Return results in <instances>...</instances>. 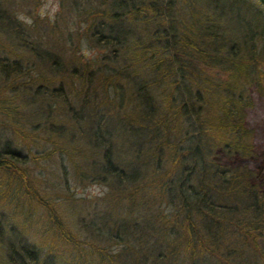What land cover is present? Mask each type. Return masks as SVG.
<instances>
[{
    "label": "trees",
    "instance_id": "obj_1",
    "mask_svg": "<svg viewBox=\"0 0 264 264\" xmlns=\"http://www.w3.org/2000/svg\"><path fill=\"white\" fill-rule=\"evenodd\" d=\"M241 1L247 18L208 32L174 0H53V19L0 0V264H197L233 241L264 264V173L247 163L264 0ZM51 163L50 191L29 165ZM69 178L106 192L52 196Z\"/></svg>",
    "mask_w": 264,
    "mask_h": 264
},
{
    "label": "rangeland",
    "instance_id": "obj_2",
    "mask_svg": "<svg viewBox=\"0 0 264 264\" xmlns=\"http://www.w3.org/2000/svg\"><path fill=\"white\" fill-rule=\"evenodd\" d=\"M175 1V11L177 14L180 13L182 16V19L186 24L196 22L198 18H194L192 20V16L194 12L197 10L202 11L204 14H207V17L209 18V21H211V25H209L210 28L208 32L213 31L214 29H219V25L223 24V22L227 18L228 12L231 14H235V12L239 11V16L247 18V15L249 14L248 11L244 10L245 6L243 5L241 0H223L221 3V6L224 8L222 11L223 14H221L220 10H217L215 6L208 5L207 7L204 6V3L201 5L200 3L196 4L195 1L199 0H174ZM248 5L253 7L254 9H262L261 6L258 4L256 0H245ZM56 11V5L54 4L53 0H43V2L40 5L39 12H41V15L44 17L54 18V14ZM215 11V12H214ZM215 14H214V13ZM221 14L220 22L218 21V18L216 15ZM234 17H236L234 15ZM217 20H216V19ZM200 20V19H199ZM198 20V21H199ZM229 21V24L234 25L237 24V21L233 19H227ZM246 21V19L244 20ZM208 26V27H209ZM86 57L90 58L92 56V52L89 50L86 52ZM262 68H264L262 66ZM262 113L260 114V117L254 118L252 123V128L254 130V143L256 145V157L252 161H247L248 166L255 171H262L264 173V103L261 106ZM53 163V162H52ZM39 164L34 165L30 164L29 168L33 171V175L38 179V181H42L45 183L43 185V188L52 190L54 186L58 183L55 182V175L56 170L54 168L53 164ZM239 163H242V161H239ZM246 163V164H247ZM55 180V181H54ZM69 190L67 191H60L57 194H53L52 196H60L61 199H64L68 197L70 200H76V199H86L83 203L85 206L89 207L90 204L92 205L96 198H101L104 193L106 192V189H103L101 187L95 186V185H89V184H76L74 181L69 178ZM55 189V188H54ZM53 193V192H52ZM62 195L64 197H62ZM53 197V198H54ZM57 198V197H56ZM70 202V201H69ZM165 205V204H164ZM161 205V209H163L165 206ZM174 212H176V208L173 209ZM172 213V207L166 208L164 214L169 215ZM182 217V215H180ZM179 220L181 219L178 217ZM151 241L150 243H152ZM234 241L232 242V250L227 252H216L218 254V259L214 255H204V259L197 258L194 262L197 264H259L258 260L255 256L252 255V253L248 251H243L241 248L234 246ZM110 250L116 249L115 247H110ZM168 251V250H167ZM164 252H166L164 250ZM175 256V255H174ZM223 263H222V261ZM156 264H184L182 260H165L164 263H156Z\"/></svg>",
    "mask_w": 264,
    "mask_h": 264
}]
</instances>
